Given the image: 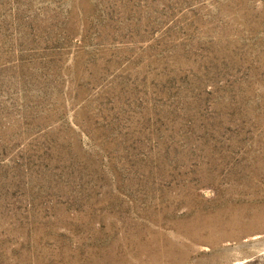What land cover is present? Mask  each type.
Here are the masks:
<instances>
[{"label":"rangeland","instance_id":"1","mask_svg":"<svg viewBox=\"0 0 264 264\" xmlns=\"http://www.w3.org/2000/svg\"><path fill=\"white\" fill-rule=\"evenodd\" d=\"M215 212L242 235L186 264H264V0H0V264H137Z\"/></svg>","mask_w":264,"mask_h":264},{"label":"bare ground","instance_id":"2","mask_svg":"<svg viewBox=\"0 0 264 264\" xmlns=\"http://www.w3.org/2000/svg\"><path fill=\"white\" fill-rule=\"evenodd\" d=\"M239 220L240 217L235 214L218 212L213 215L198 214L190 220L177 223L172 232L159 234L154 251L150 252L151 259H138L137 264H186L190 261L189 253L197 243L216 244L226 238L241 236V232L228 233L225 230L227 227H237Z\"/></svg>","mask_w":264,"mask_h":264}]
</instances>
